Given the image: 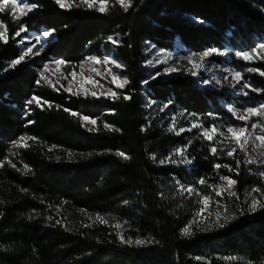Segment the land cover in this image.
<instances>
[{
	"label": "trees",
	"instance_id": "1",
	"mask_svg": "<svg viewBox=\"0 0 264 264\" xmlns=\"http://www.w3.org/2000/svg\"><path fill=\"white\" fill-rule=\"evenodd\" d=\"M29 2L38 8L22 23L35 33L55 29V42L41 57L0 77V264H264V209L252 213L245 203L251 189L264 192V178L258 175L264 168L242 163L239 174L215 169L217 163L235 169V159L220 147L213 156V145L199 136L200 130L179 136L168 132L151 111L152 104L168 105L180 127L189 126L183 118L190 116L223 131L224 123L240 124L225 110L235 99L199 90L190 79L156 76L158 70L145 67L149 44L172 50L179 43L199 51L222 50L226 44L251 50L264 43V0H133L127 13L109 0L106 14L61 9L54 0ZM14 26L9 42L0 43V70L18 56ZM102 49L114 55L129 81L115 90L120 98L73 96L61 86L37 84V68L47 56L77 65ZM244 78L261 90L258 99L263 100L264 76L246 71ZM32 96L42 98V108L26 103ZM64 108L95 118L97 130L81 127L79 117ZM21 136L36 139L14 147ZM185 146L184 155L193 160L188 170L174 155ZM234 156L244 160L238 150ZM168 157L175 162L160 164ZM25 164L32 170L27 174ZM221 175L237 181L233 190L239 199L215 197L209 185H217ZM201 178L205 185H199ZM177 181L200 196L181 195ZM204 195L227 206L228 219L220 220L224 227L195 221L197 201ZM116 223L122 227L116 229ZM190 223L191 234L182 235ZM118 232L151 243L124 245Z\"/></svg>",
	"mask_w": 264,
	"mask_h": 264
},
{
	"label": "snow or ice",
	"instance_id": "2",
	"mask_svg": "<svg viewBox=\"0 0 264 264\" xmlns=\"http://www.w3.org/2000/svg\"><path fill=\"white\" fill-rule=\"evenodd\" d=\"M55 4L61 8V9H66L70 10L73 7H85L89 10H94L96 12H99L101 14H106L108 11V5H109V0H54ZM116 4L122 8V10L127 13L130 8L133 7V0H115ZM38 8V5L36 4H28L25 3L24 0H0V13H4L6 10H11V13L14 18L20 19L23 16H27L29 13H32L34 10ZM19 13V15H17ZM7 25L3 22L0 21V43L7 44L9 42V37L7 36ZM27 31V28L24 24H20L17 28V30L14 32L12 39H15L16 37H21L22 33H25ZM55 31V29H52L51 31H45L42 33L44 37H50L52 33ZM37 43H32L31 41H28V44L30 46L26 47L25 50H23L16 58L12 59L10 63L3 68L4 72L9 71L10 69H15L17 66H19L22 62L25 61V59L31 55H39L40 52H42L44 49L42 47L38 48L37 44L40 43V37L35 38ZM109 41L113 44H118V40H114L113 37L108 38ZM19 43L24 44L25 40L22 38ZM36 49V51H34ZM215 50H210V51H204L203 53L198 54L199 55V60L197 61L194 59V56L197 54H193V56L187 57L188 64L191 65L190 68L187 69L188 74L192 76H197L199 74V71L207 65L204 63L206 58L210 57ZM235 56L243 61L249 62L253 61L254 59H260L264 61V43H260L254 48H252L250 51H237L235 53ZM66 61L64 60H59L56 61V71L59 72L60 67L62 65H66ZM86 63H90L91 65H99L103 64L105 66L107 65H114L115 68L120 69L122 68V65H120L118 62L115 60L111 59L109 56H104L103 59H100L96 56H90L87 58ZM149 65L152 64V61L149 60L147 62ZM161 63H166L165 61H161ZM85 65H80V68L83 69ZM50 66L45 64L43 66V69L39 73L40 79L37 80V84H40L41 81H43L46 84H52V82L48 79V77L45 75V73L49 72ZM91 72H95L96 76H100L101 78H105V73H102L96 68H90ZM180 71V69L176 67H169L166 68L164 73L165 75H171L174 73H177ZM248 72H259L261 76H264V71H260L259 69L249 67L247 69ZM81 76V85L78 88L74 89V80L77 76L76 72H69L67 75H64L63 73L61 74V78L64 80H68V76L73 77V80H68V86L64 87L61 85L63 90L70 95L73 96H84L85 98L88 96H91L93 98L99 99V98H111V99H118L120 98V94L117 93L116 91H113L111 88H108L104 90L103 92L97 93L95 90L96 86L99 85L100 88H103L104 86L102 84H99V81L95 80L91 75L84 77L83 72L79 74ZM107 75L111 77L110 83L115 85L117 88L123 89L127 84H129V81L127 78L121 77L117 74H115L112 70L111 67L107 69ZM161 75V73H157L156 76ZM231 79H229V76H224L223 80L221 79H215L214 84L215 86H218L220 88H223L225 83L228 84L229 87L231 88H236L237 84H240V81L242 79V73L239 71H232L230 73ZM156 76H153L152 78L155 79ZM57 83H59V80H57ZM147 83V81H145ZM91 84L93 87L91 89L84 87V85ZM204 85H212L213 80L210 79H205L203 81ZM55 87L54 85H52ZM242 88L244 89H250L251 91L259 92L261 91L260 89H252L250 85L248 84H242ZM58 91V89H56ZM244 96H248V91H244L242 93ZM124 100H130L131 97L128 95H124L122 97ZM42 98L37 97V96H32L30 99L26 101L28 105H35L37 107L42 108V103H41ZM44 104H47L48 107H51V103L48 101H44ZM168 108V105L162 106L159 111L164 112L165 109ZM43 110V109H42ZM66 113H69L72 117H79V120L81 122V127H86L89 132L96 131V125H97V120L95 118H91L87 115H82L80 113H77L75 111H72L71 109L64 108L63 109ZM228 112L232 114L234 118H236L239 121L243 122V126H228L226 128V131L219 130L217 126L213 125L210 128H204L201 124L197 122L191 123V126L188 128L184 127H179L177 128V121L176 118L173 117L171 120V126L168 128L169 132L174 133L175 135L179 136L184 132H191L193 129H202L199 133V136H201L204 140H207L209 142H212L216 136L221 137L220 140L217 141V143L224 144V141L227 140L229 144L233 145L231 146L227 152L226 155L229 158L235 159V169H233L231 166L224 164L221 165L219 163L214 165V168L219 170L222 167L228 169L229 172L235 171L236 174H239V169L241 167V164L243 163L245 166L250 165V164H257L258 166L264 165V152L259 153V157L261 158H256L250 155V152L254 153L256 152L257 148L264 147V124L259 123V122H253L251 123V131H249V120L252 117H259L261 119H264V105L260 107H248L243 110L242 113H238L237 110H234L233 108L229 107ZM195 116V114H192ZM29 123H32L29 121ZM91 125L92 127H88ZM105 129H110V130H115L118 131L117 129H111V126L108 124H104ZM259 129V132L257 133L256 130ZM144 129H142L143 131ZM247 133V135H246ZM35 137L31 136H21L19 139L14 142V147L16 148H24L27 147V142L31 140H35ZM251 141V148L249 149V144ZM259 142L257 144L256 142ZM237 149H239L240 152L244 153L245 159L241 161V159L235 158L234 154L237 152ZM51 151V149H49ZM187 151V146L183 149H177L174 153V155H179L182 157L181 163L191 165L193 163L192 159H189L187 156L184 155V153ZM221 151H224L222 148ZM210 152L213 156L217 154V147L213 146L210 148ZM72 154L69 153V156ZM118 156L122 157L124 160H130L131 157L128 156L127 154L120 152L117 153ZM153 160L156 159L155 156L151 157ZM166 162H175L172 160V157H168L167 160H160V164H165ZM8 165L14 168L16 171H21V169L17 168L16 164L13 163L11 160L7 161ZM0 167H4V163L0 162ZM24 174H27L31 172V168L28 165H24L23 168ZM259 177L264 178V171H261L258 173ZM220 180L223 182L221 184L217 185H209L215 192V195L218 197H221L223 199V193H227L229 197H234L239 199L238 194L236 191L233 190L234 186L237 184V181L235 179H232L228 176L221 175ZM177 183L180 185L179 191L181 195L184 193H187L188 195H196L200 196V193L196 191V189L192 186H185L183 184H180L179 181ZM199 185H205L206 180L204 178L199 179L198 181ZM252 193H260L261 197L257 198L256 196H253ZM249 200L247 202L248 204V211L255 213L260 209H264V192H262L260 187H255L251 189V192L248 193ZM209 200L210 197L208 195H204L201 197L200 200L197 201L199 204H203V208H201L195 215L196 216H202L204 211L208 208L209 206ZM2 203V201H0ZM217 207L218 208H223L225 210V215L224 219L227 220V206L224 204H220L217 202ZM2 215V213H0ZM211 215V213L209 214ZM98 221L101 223H107V221L103 217H97L96 218ZM206 219V218H205ZM195 222V221H194ZM220 227H224L225 224L220 222V214L217 213V221H216ZM56 223H60V221H56ZM86 227H91V225H86ZM116 229H120L122 225L120 223H116L114 225ZM191 227L192 224L190 223L189 225L185 226L182 229V235L184 236H189L191 234ZM117 239L121 244L124 245H135L138 247L145 246L148 243H151V241H146L143 239H137L135 241H132L131 239H126L124 235L120 232L117 233ZM230 259H235V258H230Z\"/></svg>",
	"mask_w": 264,
	"mask_h": 264
},
{
	"label": "rangeland",
	"instance_id": "3",
	"mask_svg": "<svg viewBox=\"0 0 264 264\" xmlns=\"http://www.w3.org/2000/svg\"><path fill=\"white\" fill-rule=\"evenodd\" d=\"M24 2L30 4L29 0H24ZM35 12H36V10H34L32 13H29L27 16L21 17L20 19L14 18L10 9L6 10L4 13H0V21H3L7 25V29H8V31L6 33L7 36L9 37L11 26L15 25L14 29L16 31L20 24H24V23H22L23 19L31 16ZM17 15H19V13H17ZM193 21L195 24H201V22L199 20L193 19ZM43 32H45V31L35 33L34 31L27 29V31L25 33L21 34V37L15 38V40H16L15 45L18 47V50H19L18 55H19L23 50L26 49V47L30 46L28 44V41H31L32 43H37L35 38L40 37V43L37 44V47L38 48L42 47L44 50L42 52H40L39 55H31V56L27 57L25 59V61L41 57L42 55H44L47 52V50L50 48V46L53 44V42H55L53 34L50 37H44L42 35ZM22 38L25 40L24 44L19 43V41ZM257 45H255V46H257ZM241 49L242 48H232L230 45L226 44L222 50L203 49V50H199V51H191V50L187 51L181 44L176 43L174 45V49H172V50H159L155 46L149 44V46L147 48V52H146L147 58H146V62H145V67H147L150 70L156 69V70H158L157 73H162V74L164 73L166 68L176 67V68L180 69V71H178L177 73L171 74V75L163 74V77L165 79H170V78H174V77H180V78H184V79L186 78V79H190L199 90L226 92L231 97H233L236 102L232 103L233 105L225 106V110L231 116L233 121L240 123L238 126H243V122L234 118L232 116V114L228 112L227 109L229 107H231L234 110H237L238 113H242L245 108L260 107V106L264 105V99L263 100L258 99V98H260V95H259V94H261L260 91L255 92V91H251L250 89H244L241 87L242 84L246 83V84L250 85L252 89H255L254 84H252L251 81L244 78V73H246V71L249 67L259 69L260 71H264L263 70L264 61L257 58V59H254L253 61L246 62V61H243V60L237 58L235 56V53L237 51H250V50H241ZM210 50H215V51L213 52V54L210 57L206 58L204 63L207 65V67L201 69L199 71V74L195 77L188 74L187 69L190 68L191 65L188 64L187 57L193 56V54H197L194 56V59H196L198 61L199 60L198 54L203 53L204 51H210ZM34 51H36V49H34ZM92 56H96L100 59H103L104 56H109L111 59L118 62L111 52L103 50V49L101 50V53L99 56H97V55H92ZM88 57H90V55L85 56L83 58V60L77 65H68V64L62 65L60 67L59 72H57L56 71V61H59L60 59H56L54 57L47 56L44 59V61L41 62L40 66L37 68L38 76H39L40 71L43 69V66L45 64H47L50 66V68H49V72L45 73V75L52 82L51 85L48 84L50 87H53L52 85H54V86L55 85H58V86L63 85L64 87H67L68 86V80H73V77L68 76V80H64L61 78V74L63 73L64 75H67L69 72H76L77 76L74 80V89L78 88L81 85V76L79 74L81 72H83L84 77L91 75L95 80L99 81V84H102L104 86L103 88H100L99 85L96 86L95 90L97 91L98 95H99V93L103 92L104 90H106L108 88H111L113 91H115L116 89H121V88H117L115 85L110 83L111 77L107 75V69L109 67H111L115 74H117L121 77H124V75L122 73L123 68L117 69L114 67V65H107V66H105L103 64L91 65L90 63H86ZM149 60L152 61V64H150V65L147 63ZM165 60H166V63H161V61H165ZM80 65H85V67L83 69H81ZM90 68H96L99 71H101L102 73H105V78H101L100 76H96L95 72L90 71ZM10 70H12V69H10ZM9 71H7V72H9ZM232 71H239L242 73V79L240 81V84L236 85V88L229 87L227 83H225L223 88L215 86V84H214L215 79L223 80L224 76H229V79H231L230 73ZM7 72H4L3 69L0 70V77L5 76ZM248 73H250V72H248ZM254 73L261 76L259 74V72H254ZM205 79L213 80V84L207 85V86L204 85L203 81ZM57 80H59V83H57ZM84 87L91 89L93 86L91 84H88V85H84ZM244 91H248V93H249L248 96H244L242 94ZM254 93H256L259 96L255 98ZM99 99L107 100L105 98H99ZM108 99H110V98H108ZM161 107L162 106H158L157 104H152L151 105V111L155 116H159L161 118V121L165 125L166 130L168 131V128L171 126V120L175 116L171 115L167 109H165L164 112H160L159 109ZM183 122L189 123V126L184 127V128L190 127L191 123H193V122H197V123L201 124L204 128H210L211 127V126L210 127L205 126V123H206L205 119L194 120V118H191L190 116H186L185 118H183ZM253 122H259V123L264 124V119H261L259 117H252L249 120V125H248L249 131H251V123H253ZM178 123L179 122L177 121V125H176L177 128L180 127V126H178L179 125ZM228 126H229L228 124L224 123L223 131H226V128ZM193 130H195V129H193ZM196 130L201 131L202 129L198 128ZM219 130H222V129H219ZM186 132H184V133H186ZM256 132L258 133L259 129H257ZM188 133H190V132H188ZM246 135H247V133H246ZM220 139H221V137L216 136V138L212 142H209L207 140L206 141L215 147H220L221 149L223 148L225 151L228 150L231 146H233V145L229 144V142L227 140L224 141V144L217 143V141ZM256 143L259 144L258 141ZM251 146L252 145H251V141H250V144L248 146L249 149L251 148ZM237 150L239 151V149H237ZM261 152H264V147L257 148L256 152H254V153L250 152V155L259 159L261 157H259L258 154ZM241 154L244 157V153L241 152ZM244 159H245V157H244ZM182 165L187 170L190 167V165H187L184 163H182ZM250 165H252V164H250ZM253 165H256L258 168H261V169L264 168V165H260V166H258L257 164H253ZM221 183H223V182L219 178L218 184H221ZM212 191H213V189H212ZM214 195H215V192H214ZM224 196H227L228 198H232V197H229L227 195V193H223V197ZM215 197H218V196L215 195ZM248 200H249V196L246 197L245 203ZM217 202H219V201L210 199L208 208L204 211L202 216H196L195 215L196 216L195 221H197V222L202 221L204 223L212 221L213 223L218 224L216 222L217 221V213L220 214V220H221L224 218L225 212L224 211L221 212V208L217 207ZM203 207H204L203 204H199L198 211ZM222 210H223V208H222ZM210 213H211V215H209Z\"/></svg>",
	"mask_w": 264,
	"mask_h": 264
}]
</instances>
